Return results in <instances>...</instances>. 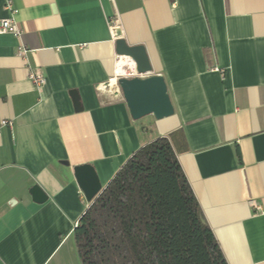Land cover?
I'll list each match as a JSON object with an SVG mask.
<instances>
[{
	"label": "crops",
	"instance_id": "1",
	"mask_svg": "<svg viewBox=\"0 0 264 264\" xmlns=\"http://www.w3.org/2000/svg\"><path fill=\"white\" fill-rule=\"evenodd\" d=\"M11 1L23 37L0 34V123H10L0 127V264H82L74 230L91 202L74 168L93 165L104 189L158 137L169 138L226 261L264 264V0ZM114 28L146 48L173 116L132 118L112 83Z\"/></svg>",
	"mask_w": 264,
	"mask_h": 264
},
{
	"label": "trees",
	"instance_id": "2",
	"mask_svg": "<svg viewBox=\"0 0 264 264\" xmlns=\"http://www.w3.org/2000/svg\"><path fill=\"white\" fill-rule=\"evenodd\" d=\"M168 137L134 153L74 230L82 264H229Z\"/></svg>",
	"mask_w": 264,
	"mask_h": 264
},
{
	"label": "water",
	"instance_id": "3",
	"mask_svg": "<svg viewBox=\"0 0 264 264\" xmlns=\"http://www.w3.org/2000/svg\"><path fill=\"white\" fill-rule=\"evenodd\" d=\"M113 35L116 38V54L133 59L137 65V73L141 75L134 78H119L117 81L132 118L140 120L153 115L157 120H162L173 116L176 112L168 92V85L162 75H150L153 68L146 48L142 45H128L122 38L120 28H114ZM75 98L78 111L79 102ZM74 173L85 198L88 202H93L103 191L95 167L91 164L76 166ZM31 194L37 203H44L48 199L39 185L32 188Z\"/></svg>",
	"mask_w": 264,
	"mask_h": 264
},
{
	"label": "built area",
	"instance_id": "4",
	"mask_svg": "<svg viewBox=\"0 0 264 264\" xmlns=\"http://www.w3.org/2000/svg\"><path fill=\"white\" fill-rule=\"evenodd\" d=\"M6 9L8 10L10 16L5 19H0V34H11L13 35V37L17 39H21V37H23L22 31L20 30L16 22V15L18 14V9L15 7L14 3L11 0L7 1ZM18 55L20 57H25L27 55V49L26 47H24V45H19ZM120 58L121 56H118L117 61ZM137 72L138 71H137L136 63L134 62V65H131V62H130V64L126 65L124 73L118 74L117 71H115L116 84L119 78L141 77V75ZM29 78L31 82L34 84V86L36 87V89L38 90L42 89L46 84V78L44 77L40 69L38 68L30 69ZM0 125H1L0 127H2V126L10 125V123L7 120H2ZM0 136H1V133H0ZM250 203L253 207L258 208V205L254 200H251ZM77 226L78 224L75 225V228Z\"/></svg>",
	"mask_w": 264,
	"mask_h": 264
},
{
	"label": "bare ground",
	"instance_id": "5",
	"mask_svg": "<svg viewBox=\"0 0 264 264\" xmlns=\"http://www.w3.org/2000/svg\"><path fill=\"white\" fill-rule=\"evenodd\" d=\"M133 59H130L128 57H125V56H122L118 61H117V73L118 74H122L124 73V70H125V67L126 65L130 64L131 62V65H134V62L132 61ZM113 87H115V83L116 81L113 80Z\"/></svg>",
	"mask_w": 264,
	"mask_h": 264
}]
</instances>
